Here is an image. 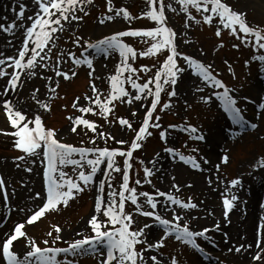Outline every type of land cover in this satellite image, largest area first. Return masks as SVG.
<instances>
[{"label": "rangeland", "instance_id": "374dc122", "mask_svg": "<svg viewBox=\"0 0 264 264\" xmlns=\"http://www.w3.org/2000/svg\"><path fill=\"white\" fill-rule=\"evenodd\" d=\"M226 2L233 10L246 13L247 22L251 27L264 31V10L259 12L250 4L246 5L247 3H252L251 0H226ZM0 3L2 6L0 18L7 17V20L0 19V23H11L15 20L16 14L13 12V8L18 12L19 5L23 3L27 5L24 19L16 20V23L17 25L24 24L25 27L30 26L31 22L27 20V17L33 15L38 10L34 6V0H0ZM162 3L165 5L167 26L172 28L176 33L174 43L177 46V51L192 56L206 66L210 65V71L213 75L220 79L222 83L223 81L226 83V85L223 84L229 89V95L233 99L237 97L239 100L236 103V107L242 106L245 109L244 112L250 118L258 117L260 114H257L255 117L252 116L256 112L258 104L255 105V109H249L250 102H253L251 101L252 97L248 95L249 91L255 88V82L259 79L262 80L264 77V60L259 59V57L264 56V49H259L254 45V37H249L247 42H242L241 39L230 34L229 30L223 29L218 24V18L214 19L212 25L204 24L201 13L196 12L195 9H190L191 14L196 19L201 20V23L197 24L195 20H187V16L181 10L178 0H162ZM169 5L171 7H168ZM112 6L114 11L109 13L107 11V0H93L92 4L83 6L88 13L87 15L79 11L76 13L82 19L72 21L70 24L62 22L64 23V30L55 34V46L52 47L51 58L42 62L47 64L48 67H37L31 70L36 75H24L21 73L22 83H18L17 86L19 91L18 96H10L9 99L15 108L25 114L26 119H34L36 115H39L46 129L56 130V139L75 147H108L109 149L126 151L136 135L132 129L136 130L137 125L142 124L145 111L151 105L152 97L149 96L145 99V94H142L140 101H135L132 104L114 101L115 107L112 108V111L107 114L108 118L105 119L98 114L100 111L98 105L86 99V97L95 99L92 96L91 89L93 84L100 91L101 100L110 93V77L116 74L117 65L120 64L118 52L111 51L105 54L97 49H87L85 51L87 43H96L105 36L113 35L119 31L150 29L157 26L149 18L141 16L142 12L148 10L147 0H113ZM122 7L130 12L133 19L126 20L122 14L120 16L115 15V9ZM172 9H175V11ZM106 15H112L113 20H105V23L101 24L100 21L104 20ZM186 23L189 24L188 27H185ZM217 27L221 28V35L219 37L215 34ZM98 28L100 29L97 30ZM23 32L24 28L20 27L13 29L12 34L0 32V59L17 55V48L22 42ZM240 35L243 36L242 33ZM77 38H80L79 45L74 42ZM122 39L137 52L135 60H129L132 67L137 69L133 78L138 76L139 80L137 82L142 84L150 77H154L165 56L164 49L154 56L142 57L139 53L148 47L145 39L140 37H123ZM234 45H238V47H234ZM68 52L75 53L78 58L81 53H84V56L92 59L94 71L89 69L87 65H74L71 58L67 55ZM58 56L61 58L59 63H57ZM176 59L178 66L185 68V72L179 75L178 82L175 85L177 95L169 97L167 92L172 90V86L165 85L164 90L161 92V98L164 92L163 100L167 99V103L171 101V106L163 111H161L162 106L161 108L159 106L156 116L152 118V123H159L160 128L151 127L152 135L145 140L143 139V143H141L142 147L138 149L136 154H134L135 152L133 153V157L130 160L131 168L129 169V176L132 180L129 186L136 188L137 192H149L156 200H164L166 203L168 202L165 197L156 195L157 190L171 193L176 198L185 202L191 199L197 205L194 209L179 210L178 206L170 203H168V210L166 212L162 211L160 205H158L157 209L166 219H171L175 211L183 217L180 221L181 224L188 222L190 228L193 230L208 228L210 231L206 234V238H197V243L204 248V252L184 246L175 241L174 238H171L166 241L165 247L145 253V257L147 258L150 254H156L162 264H165V262L171 264L172 257H175L179 261V264H239L236 262L237 260L233 261L232 256H237L240 253L229 252L228 248L238 246L242 243L241 239L247 235L240 232L237 236L232 237L233 234L231 235L227 230L234 224L235 226L237 224L238 227L242 223V217L249 215V201L244 195L248 191L246 178L254 180L256 177H260L259 181L264 182V167H261L259 164L260 160L264 159V107H261L264 105V96L259 94L261 97L258 96V101H256L261 102L259 109L263 111L261 114L262 118L258 122V129L251 135H241L237 138H234L231 133H225V145L219 147L216 156L213 158L209 157L206 152L209 151L206 140L207 136L211 133L214 125L215 129H217L219 118L222 119L221 125L225 123L221 116V114H225L223 104L213 93H222L223 89L207 86L202 81V78L192 74V70L188 68L182 58L177 57ZM9 63L11 61H6V65H0V68H4L5 72L10 74L13 68L7 67ZM145 65L150 69L148 72L140 70ZM57 70L68 72L69 79L56 76ZM89 72H92L91 76ZM72 73H76V75L72 76ZM127 75L128 73L125 72L124 76L127 77ZM7 77L9 76L5 75L0 78V89L5 85ZM190 77L197 81V85L189 86V90L194 92L180 96L179 91L181 89L179 90V87L186 91L187 82L185 80ZM262 81L264 83V80ZM123 86L129 93L135 95V90L131 88V85L125 83ZM50 87L55 88L54 93L49 90ZM150 87L154 90V85H150ZM192 88H195V90ZM198 88H203L204 90L198 91ZM37 89L38 91H35ZM34 91L36 99H33ZM243 94H246V96L244 97ZM3 96L5 95L0 94V114H2L1 117L3 116L5 123L3 126L0 125V130H3L0 131V177H3L6 182L9 204L5 206L3 195L0 194V217H3L8 212V208H11V212L9 218L3 219L0 222V239L4 238L5 234L15 223L23 220L27 210H36L41 206V201L39 199H32V196L35 192L43 194L46 190L43 185L44 178H42L45 163L42 162L41 158L31 156H25V160L22 161L17 160V156L25 154L13 147L15 137L4 134V131L11 132L14 129L5 121L2 110ZM204 96H211V102L204 103L201 99ZM77 98H79L78 101ZM13 99H17V102H13ZM124 99L125 101L127 100V98ZM37 100L41 103H37ZM74 102H77L79 107H92L95 110V114L92 112L81 113L78 108L72 107ZM41 104H47L49 108L46 110L41 107ZM133 113L135 114L133 115ZM157 115H159L158 121L155 120ZM69 117H83L93 122L96 125V131L86 129L85 126L80 125L77 126L75 133L72 132L70 130L72 121ZM118 117L127 119L131 123L132 129H129L126 125L121 126L117 119ZM170 125H176L177 127L173 128ZM188 125L196 127L198 129L197 134L204 135L206 139L198 141L191 138L188 132L182 130ZM29 126L34 127V124H30ZM161 131L165 132L166 140L161 139ZM99 133H104L105 135L101 136ZM229 136L232 140H230ZM112 137L115 139H112ZM93 139L95 143H92ZM118 140H124L129 143L118 144L116 143ZM165 148H172L174 152H178L186 157H195L201 167L194 169L190 164L181 161L179 156L165 152ZM193 149H197V151L193 152ZM223 155L229 157L227 164L221 162ZM156 158H158L157 161ZM204 159L209 161V167L203 162ZM33 160L36 162L33 163ZM115 160L117 166L123 170L124 157L117 156ZM166 160L171 165L168 168L169 170L167 169L165 172L162 170V167ZM152 161H156L155 165L151 163ZM216 165H219L218 169ZM145 167L153 169V174L149 178L151 183H148L144 179L143 170ZM27 168H31L32 171H27ZM100 169L96 173L92 184L83 192L77 194L74 199L70 200L67 207L61 205L58 211H49L38 222H35L33 225H26L25 231L27 237L33 238L39 247L44 248L67 247L68 244L76 239L83 238L84 235H94V233H91L88 225L84 232L78 230V227L94 213V203L95 198L99 194L97 190L100 181L105 180L103 192L105 202L108 200V192L110 190L119 192L120 184L122 183L121 173L112 172V189H109L107 178L104 176L106 162L100 166ZM63 170L73 179L76 178L79 171L77 169V172H73L72 165L65 166ZM84 170L87 172L90 169L85 165ZM195 175L201 177L207 192L215 195L219 208L218 215L213 216L211 209L210 211L206 209V213L202 211V203L199 201L200 191L196 193L191 188V184H194L196 177H198ZM208 177L211 180V184L209 180L207 182L204 181ZM137 179L142 181L140 185L135 184ZM232 179H239L241 183L236 187H231L230 181ZM174 184L179 187V191L173 188ZM242 194L245 196L244 198H242ZM225 195L229 197L236 195L238 197V201H234V205L238 203V209L236 208L237 213H235V210L229 214L227 221L223 217L222 208V201ZM145 199L144 197H139L138 202L143 210H151L145 203ZM260 200L261 197L256 202L258 203L257 218L261 222L264 203L263 201L260 203ZM127 202L125 212L132 214L135 221L132 224V229H138L144 223H152V218L140 215L136 211V206L131 201ZM20 208H24L25 212L19 211ZM208 217H211L212 221L208 222L206 220ZM99 218L102 220L107 219L103 216ZM217 223L220 224L219 230L215 228ZM262 224L264 225V222ZM57 225L62 229L60 232L62 239L52 243L53 237L56 235L54 227ZM108 227L111 228L112 225H108ZM257 229L258 226L254 227L253 225L254 235L250 242H248L249 244L255 245ZM50 231L53 232V236L51 237L48 236ZM259 231L260 235H263L260 229ZM146 232L148 233V239L153 241L163 234V229L160 225L153 223L152 228L147 229ZM225 233H227V237H225ZM44 240H48L49 244L45 245ZM144 247L145 245L143 244L137 245L138 250ZM0 248V264H6L2 256V247ZM12 250L17 253L20 259H23V255L30 249L26 245V239L21 238L19 241L14 242ZM102 252H106V249L103 245H99L95 253L85 252L84 254L74 256L70 252L60 254L58 259L62 262L71 260L74 264H99ZM247 252L248 260L252 261L251 249ZM199 253L205 257H202ZM242 254H246V252L242 251ZM149 264H151V261H149Z\"/></svg>", "mask_w": 264, "mask_h": 264}, {"label": "snow or ice", "instance_id": "6c2138e0", "mask_svg": "<svg viewBox=\"0 0 264 264\" xmlns=\"http://www.w3.org/2000/svg\"><path fill=\"white\" fill-rule=\"evenodd\" d=\"M93 0H34V6L38 8L33 15H29L27 20L30 21V26L25 27L24 24L17 25L16 20H23L26 4L21 3L19 5V11L13 8V12L16 14V19L11 23H0V32L12 34L13 29L17 27L24 28L23 39L20 46L17 48V55L8 56L4 59H0V65H6V61H11L7 64V67L13 68V71L9 74L6 73L4 68H0V78L5 75L9 76L6 84L0 89V94L7 95L9 91H15L18 83L21 81V73L24 75H36L33 69L37 67H48L47 64L42 63L51 58L50 53L52 47L55 46V39L58 32L64 30V23H71L72 21H78L82 19L76 13L83 12L87 15L84 5H90ZM113 0H107V11L113 12L112 6ZM181 10L186 14L187 20H195L197 24L201 23V20L196 19L190 9H195L196 12L201 13L202 22L204 24L212 25L215 18H218V24L223 29L229 30L230 34L241 39L242 42H247L249 37H254V45L259 49H264V31L259 28H253L249 25L246 19V13L233 10V8L226 2V0H178ZM148 10L141 13L142 17H147L151 21L155 22L156 27L150 29H138L119 31L110 36H105L102 40L96 43H87V49H97L105 54L111 51H116L120 56V64L117 65L116 74L110 77L111 91L101 100V93L96 88L95 84L91 86L92 96L86 97L92 103L98 105L100 111L99 115L107 119V114L115 107L114 101H120L121 103L127 102L132 104L135 101H140L142 94L144 98L152 97L151 105L145 111L142 124L138 130L132 129L131 123L124 118H117L121 126H127L129 129L135 131L136 135L130 142L129 148L124 151L120 149L104 148H83L75 147L71 144L63 143L56 139L57 132L55 129H46L42 123V119L39 115H36L34 119H26L24 113L21 110L15 108L13 103L9 99H4L2 102L3 115L7 124H10L14 131H4L5 135L15 137L13 147L25 155L17 156V160H25V156L39 157L42 162L45 163V169L43 170V178L46 184V192H35L32 199H39L41 206L36 210H27L25 217L21 222H17L14 226L8 230L3 239H0V247H2V256L6 261V264H74L71 260L61 261L58 259L60 254L72 253L74 256L88 253H95L99 245H103L106 252H102V258L99 264H162L156 254H150L145 257V253L152 250H158L166 245V241L174 238L184 246H191L193 249L204 252V248L197 243V238H206V234L210 231L208 228L202 230H193L190 228L188 222L183 224L180 221L182 216L175 211L171 219L164 218L160 212L156 209L160 205L162 211L168 210V203L178 206L179 210L194 209L197 207L195 203L189 199L187 202L176 198L171 193H165L157 190L156 195L159 197H165L164 200H156L152 194L146 191L137 192V189L129 186V169L131 168L130 160L133 157V151L142 147L139 141L143 140L146 135L152 133L147 131L150 127V121L153 118V113L157 109V105L160 102L161 92L164 90L165 85H171L172 90L168 92L169 97L177 95L175 85L178 82L179 75L185 72V68L179 67L177 64V57H180L187 64L188 68L192 70V74L202 78V81L209 87L223 89L222 93L215 92L213 95L221 101L224 107V111L229 113L231 119L235 124L243 126L246 122L241 116V110L236 107V100L229 95V89L222 83V81L216 78L210 71L211 66L205 65L192 56L185 55L177 51V46L174 43L176 33L174 30L167 26L165 16V5L159 4L156 6V0H147ZM168 7H171L170 5ZM175 11V9H172ZM126 20H131L133 17L126 8L115 9V15L120 16ZM0 19L7 20V17ZM106 21H112V15H106L104 20L100 23L103 24ZM189 24L186 23L185 27ZM243 34L241 36L240 34ZM218 37L221 35V28H216ZM123 37H140L145 39V43L148 47L139 53L142 57H150L156 55L162 49L167 48L169 54L163 61V64L157 69L154 77H150L145 83H138L139 77L133 78L137 69L132 67L129 60H135L137 57L136 50L129 44L123 41ZM149 40L151 41L149 43ZM75 44H80V38H77ZM187 42V41H185ZM222 46V45H221ZM238 47V45H234ZM47 49V51H46ZM67 55L71 58L74 65H87L89 69L93 68L92 59L84 56V53L80 54L78 58L75 53L68 52ZM60 57H57V63L60 62ZM264 60V56L259 57ZM19 70V71H17ZM141 71L148 72L150 69L148 66H142ZM127 72V77L124 73ZM56 76H62L64 79H69V73L63 71H56ZM75 76L76 73H72ZM92 75V72H89ZM125 83L131 85V88L135 90V95H132L123 86ZM150 85H154V90ZM51 92H55V88L49 89ZM198 91H203V88H198ZM35 91H38L35 90ZM35 91L33 92V99H36ZM124 98H127L125 101ZM79 98H77L78 101ZM204 103L211 102V96L201 97ZM37 103H41L37 100ZM111 105V107H110ZM171 106V101L164 103L161 111ZM41 107L46 110L49 108L47 104H41ZM73 108H78L81 113H94L95 110L92 107H79L77 102L72 105ZM261 107H264L262 105ZM135 113H133L134 115ZM72 121L70 130L72 132L77 131V126L83 125L86 129L96 131V125L83 117H69ZM156 121L159 120L157 116ZM30 124H34V127H30ZM152 127L160 128L159 123H152ZM170 127H177L176 125H170ZM254 129L257 127L255 123L251 124ZM190 134L191 138L198 141H204L206 137L202 134H197L198 129L192 125L182 129ZM3 131V130H0ZM104 136V133H99ZM160 137L166 140V134L164 131L160 132ZM112 139H115L112 137ZM95 143V140H92ZM118 144H127L129 142L124 140L116 141ZM165 152L179 156L181 161L190 164L194 169L201 167L195 157L184 156L178 152H174L172 148H165ZM197 149H193V152ZM124 157L123 170L117 166L115 157ZM79 157V158H77ZM36 161L33 160V163ZM104 176L107 178L108 187L112 189L111 173H121L122 183L120 184L119 192L110 190L108 192V200L105 202L103 196L105 188V180H101L98 187V195L95 198L94 213L87 221V225L94 235H84L81 239H76L67 247H44L38 246L37 242L30 237H27L25 231L26 225H33L38 222L47 212L58 211L59 207L63 205L67 207L69 201L74 199L77 194L83 192L86 187L92 184L96 173L100 171V166L105 164ZM204 163H209L207 159H204ZM221 162L227 164L229 157L223 155ZM143 163V161H141ZM155 165L156 161H152ZM261 167H264V159L259 162ZM72 165L73 172H77L76 178L73 179L63 170L65 166ZM90 169L85 171L84 167ZM19 167V165H17ZM219 168V165H216ZM27 171L31 172V168H27ZM144 179L151 183L149 179L153 174V169L144 168ZM141 180L137 179L135 184L140 185ZM211 184V180H209ZM241 183L239 179H232L230 181L231 187H236ZM177 191L179 187L173 185ZM0 194L3 195V201L5 206L9 204V196L6 191V182L3 177H0ZM127 194V195H126ZM139 197H144L145 203L151 210H143L138 202ZM118 198V199H117ZM238 200L236 195L230 197L225 195L222 201L223 217L227 221L229 212L234 207V201ZM131 201L136 206V211L144 216L152 218V223H144L138 229H132V224L135 222L132 214L125 212V202ZM19 211L25 212L24 208H20ZM11 208H8V212L0 217V222L3 219L9 218ZM106 217V220H102L99 217ZM153 223L158 224L163 229V234L158 239L150 241L148 239L147 229L152 228ZM108 225H112L111 228ZM118 225V226H117ZM215 228L219 230L220 224L217 223ZM260 228H264V225L258 226L257 235L255 238V245L240 243L236 247H229V252L242 253L249 249H253L251 258L253 261H260L264 264V236L260 235ZM56 235L53 237L52 243L62 239L60 232L62 229L57 225L54 227ZM79 235V233H77ZM227 237V233L224 234ZM48 236H53V232H49ZM21 238L26 239V245L30 249L24 255L23 259H20L12 250L14 242L19 241ZM44 244L48 245L49 241L44 240ZM143 244L145 247L138 250L137 245ZM167 264V262H165ZM171 264H179V261L175 258H171Z\"/></svg>", "mask_w": 264, "mask_h": 264}, {"label": "bare ground", "instance_id": "6f19581e", "mask_svg": "<svg viewBox=\"0 0 264 264\" xmlns=\"http://www.w3.org/2000/svg\"><path fill=\"white\" fill-rule=\"evenodd\" d=\"M251 1H252V3H247L246 5L250 4L251 6H253L254 9H256L259 12L264 10V1L263 0H251ZM1 8H2V6L0 3V16L2 14ZM99 29L100 28H98L97 30H99ZM185 81L187 82L186 91L183 88L179 87V90L181 89L179 91L180 96L181 95H187V93H190V92H194V91L189 90V86L190 85H197V83H196L197 81L192 77H190L189 79H187ZM0 83H1V81H0ZM254 86H255V88L252 91L250 90L249 95H248V96L252 97L251 101L253 102V104L250 105L249 109H252V108L255 109L254 107L256 104H258V107H260L261 102H256V101H258L257 97L259 96V94H261V96H264V84H263V82L261 80H258L257 82H255ZM193 90H195V88ZM18 92H19L18 88L13 92L9 91V93L7 95L3 96V99H10V96H13V97L18 96ZM243 95H244V97L246 96V94H243ZM261 96H259V97H261ZM17 99H13V102H17ZM241 110L245 111V109L243 107H241ZM262 113H263V111L261 113H259L260 115L257 117V118H259V120L257 121V124L262 118V115H261ZM1 115L2 114H0V125L3 126V125H5V123L3 121V116L1 117ZM256 115H257V113L255 112L252 116L255 117ZM243 117H247V115H244ZM244 120H245V122L248 121L246 119H244ZM221 121H222V119L219 118L217 129H215V125H214V128H212L211 133L209 134V136H207V139H206L207 143H208V147H209V151H206V152H207V155L209 157H212V158L214 156H216V153H217L219 147L225 145V143H226L225 133H228L227 132L228 125L226 123L221 125ZM246 126H247V123H245L241 127H246ZM234 128H236V127H234ZM233 133L237 134L238 130H236ZM158 158H156V161L158 160ZM170 165L171 164L166 160L163 163L162 170H164L166 172L167 169L170 168L169 167ZM206 166L209 167L210 163H206ZM195 176H198V175H195ZM195 180H196V182H194V184H191L192 185L191 188H193L192 190L196 193H198V191H200L199 201L202 203V205H201L203 207L202 211L204 213H206V209H208V211H210V209H211L213 212V216L218 215L219 214V208H218V203L215 199V195L207 192V189L204 188L205 185L203 184V181H202L200 176L196 177ZM208 180H209V177L204 179L205 182H207ZM259 180H260V177H256L254 180H252V179L249 180L248 178H246V183H247L246 186L250 190V196L248 198V201H249L248 208L250 210L249 215H247V217H242L243 218L242 223L240 225H238V227H237V224H236V226L234 224L231 226V228H229L227 230L230 232L231 235L233 234L232 237L237 236L238 233H240V232H242V234L247 235L241 239L242 243L249 244L248 242H250V240L252 239V236L254 235L253 225H254V227L260 226V223H259L258 218H257L258 203L256 202V200L260 198V189L261 188H260ZM237 209H238V207H237ZM237 209H236L235 213H237ZM158 212H160V211H158ZM89 218L90 217H88L82 224L79 225L78 230H80L81 232H84L87 229V221ZM211 219H212L211 217L210 218L208 217L206 220L209 222V221H212ZM0 235H1V232H0ZM256 235L257 234H255V238H256ZM262 236H264V232H263ZM261 246L264 247V244H262ZM252 251H253V249H251V252ZM247 254H248V252L246 251V254L240 253L237 256H234V257L232 256V259H233V261L237 260L236 262L239 264H261L260 261H253V260L249 261Z\"/></svg>", "mask_w": 264, "mask_h": 264}]
</instances>
